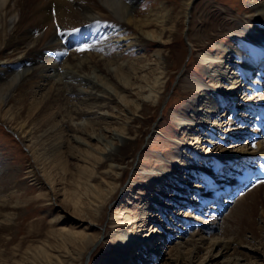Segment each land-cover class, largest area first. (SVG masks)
Masks as SVG:
<instances>
[{
    "label": "rangeland",
    "instance_id": "rangeland-1",
    "mask_svg": "<svg viewBox=\"0 0 264 264\" xmlns=\"http://www.w3.org/2000/svg\"><path fill=\"white\" fill-rule=\"evenodd\" d=\"M205 1L194 0L189 18L186 19L182 0L138 2L136 16L139 18L146 17L153 9L159 10L163 4L166 5L163 14L174 8L171 16L178 20V34L175 41L166 48L168 62L165 63L167 65L165 72L153 75L159 78L164 91L160 101L151 109L147 105L140 107L135 116L127 113L128 126L98 122L100 126L94 125L96 127L89 128L85 126L86 117L72 118L76 101L66 93L72 86L66 88L65 92L60 91L54 98H47L44 95L35 102H26L23 105L12 104L17 123L31 130L33 137L31 144L25 142L22 135L14 133L9 125L0 119V220H3L0 222V264H122L123 262L139 264L140 252L144 249L141 242H144L145 237L149 240L150 235L155 231L163 235L159 237L153 235L155 238L151 247L154 251L161 242L163 243V239L169 241L164 247L165 255L156 264H173L169 261L170 257L178 259L181 264H188V257H184L187 246L190 248L192 242H201L202 238L203 249L195 255V259L191 255L190 264H201V262L204 264L211 255L216 257V264H225L227 261L231 264L234 259L242 256L257 264L261 263L257 259V254L248 253L246 250L248 249L246 247H249L258 250L263 248L264 251V188L262 187L261 195L252 193L257 183L264 179L261 174L258 178L257 171L248 175L243 169L238 173L234 171L239 165L237 162L229 169L226 166L217 170L211 167L210 171H217V174L213 177L209 174L211 172H205V179L212 185L219 184L224 177L237 182L234 186H231V182H227L221 189L228 187L229 189L224 190L223 194L219 193V197H213L212 195L216 194L215 189L211 186H203L202 181L197 183L190 180L197 174L188 170L193 167L195 160L202 163L201 160L206 154L214 150L221 153L219 147L222 146L221 141H224V149H231V152L240 147L252 155L257 154V148L253 147L256 144L254 128L255 125L261 124L260 119L264 127V117L259 113H264L259 110L264 105L258 103L259 98L254 101L253 98L262 95L264 87L262 86L260 91H254L255 86L251 82H256L255 77L259 76L257 80L260 79L264 61L259 63L257 72L252 74L254 77L248 79L245 88L244 84L241 87L239 84L233 93L231 85L223 92L216 89L221 86L219 77L203 80L201 76L206 73L208 64L204 62V58L209 53L214 56L223 55L224 51L221 48H241L243 44L240 38L245 39L247 33L253 31V25L259 27L256 23H247L246 14L250 11L251 5L260 0H208L225 12L237 15L242 23L239 24L244 29L239 27V29L223 30L224 33L221 31L213 42L205 41L201 46H194L195 43L191 42V38L193 35H199L195 30L197 32L200 28L195 20L199 19L200 9ZM104 9L107 18L90 20L82 23L81 27L72 28L71 34L76 33L77 44H73L75 43L73 38L70 42L66 38L67 41L62 43L61 36L68 28L56 27L59 36L55 38L56 43L40 45L44 46L41 52L48 47L50 48L47 51L53 48L74 49V57L77 56V60L90 61L91 66L95 57L101 56L106 60L118 59L120 63L129 62L134 65L138 63L137 59L140 57L147 62L150 61L155 48L149 44L144 51L142 48L130 47L128 44L117 45L113 42L114 39L104 48L99 46L97 51L98 47L87 43L89 34L97 33L100 35L98 37L108 34L111 28L109 30L107 26L122 28V35L125 38L128 36L126 39L129 40L135 39L138 35L132 27L129 29L119 21L113 9L107 6H104ZM82 28H85V34H80ZM241 29L243 33L245 31L244 34ZM81 36L84 40L80 38ZM261 37L259 35L258 38L264 43V37ZM85 38H87L86 42ZM82 47H87V50L78 51ZM14 50L9 49L10 52L0 54V62L5 61L4 65H0V69L7 71L9 76L4 78L0 75L2 78L0 83L10 80L14 74L9 73L10 70H14L12 66L17 63V61L13 62L14 58L17 59ZM36 57L42 60L37 64L43 66L42 73L45 71L46 74H52L50 78L53 76L57 85H60L59 79L63 74L59 76V73L64 72L61 68L62 60L59 61L56 55H46L44 52L36 53ZM31 59L23 60L21 67L27 70L34 69L35 62L33 57ZM233 61L237 62V59ZM224 64L228 66L226 60ZM18 66L16 65V68ZM96 68L93 65L91 70L94 71ZM235 68L233 64L227 74L239 72ZM72 70L75 76L82 78L101 74L97 71L91 73L89 69L84 72L78 71L77 68ZM36 74L41 76L39 71ZM61 81L65 85L72 82L79 87L84 84L83 87L88 88V82H83L81 79L72 78V81H69L64 78ZM49 84L48 82L47 86ZM198 86L202 90L198 96L186 93V87ZM213 94L222 95L223 104L211 123L201 126L190 113L187 114L186 105L196 96L198 106L201 108ZM251 102L254 105L258 104L257 107L253 108ZM113 108L110 106V111ZM114 111L117 112L115 109ZM45 112L49 116L41 118ZM182 123L200 126L201 128L196 129L201 130L198 135L202 143L199 140L197 143L195 140L191 141V133L180 126ZM76 126L82 128V133L77 131L76 134L79 141L81 139L86 145H78L66 135L73 134ZM46 130L51 133H46ZM122 130H128L136 135L137 141L125 148L124 157L120 162L106 160V156L100 153L105 147L109 149L112 145L118 144V140L113 135ZM92 132L95 133L96 139H90L87 135ZM243 137L249 139L239 142L238 140ZM49 138L59 143L57 149L51 147L52 140ZM259 140L264 143V135ZM87 150H91L92 153H88ZM186 164L189 165L188 168ZM250 166L253 167L254 164H248V167ZM259 168L261 172V166ZM244 172L245 174L241 175ZM248 181L249 184L246 183ZM113 185H118V191L100 206L97 215L96 206L102 204L98 203L97 199H104V190H109ZM166 191L173 197L171 208L161 206L162 203L167 204L165 201H169L170 196ZM207 196L210 199L200 203ZM179 198L184 201L179 202ZM153 204L157 206L156 210L160 208L158 213L153 212L155 209ZM148 205H151L152 209ZM236 207L238 211L245 210L249 214L243 228L234 235L231 232L227 233L225 229H228V226L238 228V220L232 221L235 217L232 213H235ZM153 216L156 217L153 219L151 218ZM158 222L160 224H157ZM83 236H90L93 240L95 238L97 240L94 243L95 248L90 250L94 245L85 246L79 243V239ZM234 238L238 243H233V249L228 252L221 254L219 249H210L212 241H234ZM170 250L174 253L170 254ZM125 255L126 258H123ZM181 256L183 260L180 259Z\"/></svg>",
    "mask_w": 264,
    "mask_h": 264
},
{
    "label": "bare ground",
    "instance_id": "bare-ground-1",
    "mask_svg": "<svg viewBox=\"0 0 264 264\" xmlns=\"http://www.w3.org/2000/svg\"><path fill=\"white\" fill-rule=\"evenodd\" d=\"M139 1L140 0H0V54L10 52L9 49L11 51L15 49L14 51L17 53V59L15 60L14 58L13 61H17V63L12 66V68L14 67L15 71H9V73H14L13 76L10 77V80L0 83V119L3 120L4 123L8 124L10 129L13 130L14 133H16L17 135H22V138L25 142L31 144L33 139V137L31 136V130L27 129L25 125H19L17 123L16 112L14 111L12 104L17 103L19 105H23L26 102H35L44 97V95H46L47 98H54L60 91L63 90L65 92V89L69 88V86H72V88L70 87V90H68L66 93H68L72 98L74 97L76 101V103H74L75 111L71 117H86L85 126L89 128L100 126L101 124L98 122H103L102 124L110 123L126 127L129 123V114L130 116H135L142 106H150V109L155 106L160 101L162 93L164 91L162 90V87L160 85L159 78L153 77V75H155L156 73L163 74L165 72V69L167 68V65L165 64L166 62H168L166 48L171 45L172 42L177 38L178 20L176 17L171 16V11H174V8L172 10L169 9L165 14L162 13L166 9L165 4H163L162 7L159 8V10L161 11L153 9L149 12V14L146 15V17L139 18V16H136ZM158 1L163 2V0ZM182 1L184 2L182 6L184 9V17L186 19L189 18L190 10L194 0ZM104 6L113 9L118 16L117 18L119 19V21L123 22V24H125L129 29L130 27H132L138 33V35L134 34L137 35L135 39L129 40L126 39L128 36L125 38V36L122 35V28L107 26L109 30L111 28L110 32L108 31V34L105 35V32H103L104 35L101 37H98L100 35H97V33L95 35L89 34L90 36H88L89 40L87 41V43L93 44L94 46L98 47L97 51L99 50V46H102L104 48L107 43H110L114 39L116 40V38L117 40H114L113 42L117 45L128 44L130 47L134 46V48H142V50L144 51L147 50L145 49V47L149 44L155 48V51L152 54V59L147 62L145 59H142L140 57L139 59H137L138 63L136 62L137 64L134 65V63L129 62L120 63L118 59L106 60L102 56L95 57V60L92 64L97 68L94 71L101 72V74H98L95 77L87 76L85 78H82L80 76H75V72H72V69L77 68V70L80 72H84L88 69L91 70L93 65L91 66L90 61L86 62L85 60H77V56L74 57V49L55 50L53 48L47 51V49L50 48L48 47L45 48V50H43L42 52H44L45 54L56 55L59 61L62 60L61 68L64 70V72L59 73V76L61 74H63V76L61 75L62 77H60L59 79L60 85H57V82H55L54 80L55 78H53V76L52 78H50V75L52 74H46L47 72L45 71V74L42 73L43 66L37 65L38 62H42L39 57H36V53L43 54L41 50L42 48H44V46L40 45H44L46 43L48 45H52L53 43H56L55 38H57L58 36L56 27H61V29L68 28V30H66V32L62 34V38H67L69 42L71 38L75 40L76 33L74 35H72L73 33L71 34L72 28H77V26L79 27L80 25H82V23L88 22L90 20H103L107 18ZM200 12L201 14L199 16V19L195 20V22L200 26L197 32L195 30V33H199V35H193V37L191 38V42L193 44L195 43L194 46H201L205 41L213 42L221 33V31L224 33L223 30L239 29V27H243L240 26L239 23H241V20L237 17V15H232L231 13L225 12L223 9L217 7L214 3H210L208 0L205 1L204 6L200 9ZM247 16V23H256L259 24V27L253 25V31L247 33L245 39L240 38L243 44L241 48H221L224 51L223 55L217 54L216 56H214L212 55V53H209V55L204 58V62L208 64V67L205 71L206 73L203 74L204 76L201 77L203 80H212L214 77H219L221 79V86L216 89L220 92H223L225 88L230 85L232 87V93L234 92V89H237L239 84L240 87L243 84L245 86L248 79L252 77V74L254 75V73L257 72L259 63L264 61V43L262 39L258 38L259 35L264 37V0H260L251 5L250 11L246 14V17ZM242 29H244V27ZM80 31V34H85V28H82ZM80 38L84 40V37L81 36ZM86 39L87 38H85V42ZM77 41H79V39ZM74 42V45L78 43H76V40ZM59 44H61V42H59ZM150 48L151 47L149 46V49ZM97 55L98 54H96V56ZM32 57L35 62V68L32 70L22 68L20 64H22L23 60L26 61L31 59ZM37 58H39L40 60ZM233 59H237V62H234ZM225 60L228 62V66L224 64ZM4 63L5 61L3 63L0 62V65H4ZM233 64L234 66H236L235 69H238L239 72L227 74V71ZM16 65H19L18 68H16ZM262 67L263 71L261 76H263L264 78V66ZM37 71H39L41 76H38L36 74ZM94 71L91 70V73ZM7 73V71L0 69V75H3L4 78L9 77ZM30 73L32 74L29 76ZM27 75L29 78L27 77ZM64 78L65 80L68 79L69 81H72V78H76L77 80L81 79L83 80V82H88V88H84V84L81 85L82 87H79L78 84L76 85L72 82L69 83V85H65L61 81V79ZM1 80L2 78L0 77V81ZM263 81L264 79H258L256 80V82H253L256 90H259L258 87L262 85ZM48 82L50 83L49 86H47ZM186 93H193L194 95L198 96L199 93H202V90L200 86L186 87ZM196 96L194 97V100L191 101V103L186 105V112L187 114L190 113L195 118V120L200 123L201 126H205L208 123L210 124L212 118L218 113L220 106L224 101L223 96H214L213 94L208 101H205L203 103V106L201 108H199L198 106V100ZM230 96L232 97L233 94ZM256 98H261L260 101H264V93L262 95L254 97L253 100H256ZM110 106L111 108L114 107L111 111L109 109ZM114 109L117 110V112H115ZM142 109L144 110V108ZM48 116L49 115L47 114V112H45L41 118H46ZM261 116L264 117V114ZM259 122H261V124L255 125L256 128H254L256 132L253 130L256 136L255 147L257 148V154L252 155V153L245 151L240 147L239 149L231 152V149H224V141H221L222 146H219L221 153L214 150L203 157V159L201 160L202 163L195 160V164L193 165V167L188 170H192L194 174L197 175L196 177L193 176L190 180L197 183L202 181L201 184L203 186H211V188H214L216 192V194H214L217 195L219 193L222 194V192H224V190L226 189H221L222 186L225 187L224 184H226L227 182H231V186H234L236 181H232V179H227V177H224V180H222L220 183L218 182L219 184L212 185L208 180L205 179V174L209 172H211L209 174L213 177L216 176L217 171H210L211 167H214L215 170L220 169L223 166L229 168L232 164L237 162L239 163L238 167H242L241 169L246 170L248 175L251 173L254 174L256 173V171V175L261 173L258 168H253L251 166L248 167V164L253 163L255 165L259 160L264 165V143L260 142L259 140V138L264 135V127L261 119L259 120ZM180 126L185 127L187 131L191 133V141L195 140L196 143L198 142L201 130L198 131V129L196 128L200 126H194L193 124L191 125L189 123H182L180 124ZM228 126L229 125H227V127ZM81 129V127L77 128L76 126L73 134L67 133L66 135L69 136L73 140V142L77 143L78 145H86L81 139L79 141V137L76 134L77 131L79 133H82ZM45 132L48 134L51 133L49 132V130H46ZM87 135L90 139H96V135L94 132ZM113 136L118 140V144L112 145L109 149L105 147L104 151L101 152L100 155H105L106 160H110L112 162H120V160L124 157L125 148L130 144H134L137 141V138L136 135L132 134L128 130L115 132ZM247 138L248 137H243L238 141L242 142ZM49 139L52 140L51 138ZM58 145L59 143L56 140H52L51 147L57 149ZM87 152L90 154L92 153L91 150H87ZM184 162L187 163V161ZM195 165L199 167H196ZM118 167L122 170L120 165ZM188 167L189 165H187V168ZM232 174H230L229 177H231ZM258 178L257 181H259ZM262 181H264V179ZM262 187L264 188V183H260L259 181L252 193L261 195L263 193ZM118 188V185H113L110 186L109 190H104V199H97L98 203H102L99 204V206H96L95 211L97 215L99 213L100 206L104 205L109 199H111L112 196L118 191ZM197 189L200 190V188ZM197 189L194 188V190ZM166 192L169 194L168 196H170L168 197L169 201H165L167 202V204L162 203L161 206H163L164 208H171L173 207L171 205V199L173 197L168 191ZM207 199L209 198L204 197V200L202 202H200V200L199 202L204 203ZM178 200L179 202L184 201L182 198H179ZM173 203L175 204V202ZM148 206L152 209L151 205ZM156 207L157 206L153 204V209L155 208L153 212L156 211V213H158L160 208L156 210ZM234 212L235 213L232 214H234L235 217L232 221L238 220V228H235L234 226H228V229H225V231L227 233H234L235 235L236 232L241 230V228H243V226L245 225L246 217L248 216L249 212H246L245 210L238 211V208L237 210H234ZM155 217L153 216L151 218L154 219ZM2 221L3 220H0V222ZM157 224L160 223L158 222ZM154 234L157 237H159V235H163V233L155 231V233H152L150 235L149 240H147L146 237L143 239L146 247L143 249V251L140 252L141 260L139 261V264H156L165 255L164 247L166 246L167 242H169L168 239H163V243L161 242L160 245H158V248L154 251L153 247H151L153 246V240L155 238L153 237ZM90 238V236H83L79 239V243L85 246H93L94 243L97 242V240L95 238L94 240L93 238ZM203 242L204 239L202 238L201 242H192L190 244L191 247L189 246L190 248H188L187 246V252L186 254H184V257H188V264H190L191 255H193L195 259V255L203 249ZM233 243H238L236 238H234V241H212L210 249H219L221 254H223L225 251L228 252L230 249H233ZM246 248H248L249 250ZM246 248L245 249L248 251V253L257 254V259L259 260V262L261 261V263L259 264H264V251L262 250L263 248L259 250L249 247ZM169 253H174V251L170 250ZM123 258H126V255L123 256ZM180 259L183 260V257L181 256ZM208 259L204 264H216V257L214 258L211 255ZM169 261H172L173 264H181V261H178V259H174L171 257ZM122 264L125 263L123 262ZM201 264H203V262H201ZM231 264L257 263L252 262L250 259L242 256L238 259H234Z\"/></svg>",
    "mask_w": 264,
    "mask_h": 264
},
{
    "label": "snow or ice",
    "instance_id": "snow-or-ice-1",
    "mask_svg": "<svg viewBox=\"0 0 264 264\" xmlns=\"http://www.w3.org/2000/svg\"><path fill=\"white\" fill-rule=\"evenodd\" d=\"M86 50H87V47H82L78 49V51H86ZM253 147H255V145H253ZM260 183H264V181H260Z\"/></svg>",
    "mask_w": 264,
    "mask_h": 264
},
{
    "label": "water",
    "instance_id": "water-1",
    "mask_svg": "<svg viewBox=\"0 0 264 264\" xmlns=\"http://www.w3.org/2000/svg\"><path fill=\"white\" fill-rule=\"evenodd\" d=\"M97 245V244H96ZM93 248H95V245L90 249V250H92Z\"/></svg>",
    "mask_w": 264,
    "mask_h": 264
}]
</instances>
